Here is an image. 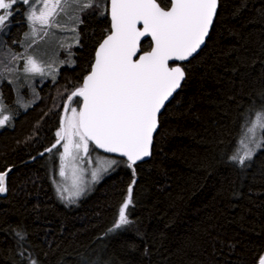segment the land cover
<instances>
[{"label": "trees", "instance_id": "1", "mask_svg": "<svg viewBox=\"0 0 264 264\" xmlns=\"http://www.w3.org/2000/svg\"><path fill=\"white\" fill-rule=\"evenodd\" d=\"M81 19L80 44L71 38L74 55L63 58L75 64L38 86L36 98L19 95L26 108L2 86L10 121L0 127V172L14 170L0 197V264H29V256L38 264H256L264 251V151L246 168L228 157L241 114L264 103V0H220L205 47L182 64L186 79L160 116L152 157L135 165V177L116 165L69 205L57 192L62 144L35 157L56 142L66 97L111 23L100 9ZM13 22L0 50L26 29L24 14ZM133 179L131 223L110 232Z\"/></svg>", "mask_w": 264, "mask_h": 264}, {"label": "snow or ice", "instance_id": "2", "mask_svg": "<svg viewBox=\"0 0 264 264\" xmlns=\"http://www.w3.org/2000/svg\"><path fill=\"white\" fill-rule=\"evenodd\" d=\"M219 0H0V33L7 29L13 17L23 9L29 31L25 40L33 47L37 39L55 35L51 29L74 33L75 45L80 44L78 28L83 23L81 14L89 9H100L101 15L110 16V27L106 36L98 43L92 62L88 65L82 83L66 97L65 113L56 131L58 145L59 176L65 183L59 184L60 199L75 203L91 183L97 182L102 173L114 165L125 163L136 174L135 165L151 155L153 134L159 125L161 110L185 79L182 62L188 61L205 43L217 13ZM104 7H101V5ZM71 10V14L69 12ZM66 18L65 21L60 19ZM39 25V28L37 27ZM150 38L148 47L141 41ZM73 45H68L71 48ZM61 47L63 44L61 43ZM69 56L74 53L69 52ZM25 61L22 72L51 76L53 82L59 74L53 67L33 55L14 54L12 60ZM75 61H59L60 65ZM181 62V63H177ZM7 72L16 68H6ZM0 70V82L5 79ZM19 79V77H17ZM9 83L13 81L9 80ZM264 95V93H262ZM79 98V99H75ZM22 98L18 96V102ZM7 106L0 96V127H4L10 116L4 114ZM102 149L116 154L123 160L96 158L97 167L85 179L88 169L84 164H93L91 153ZM264 151V103L252 105L241 114L239 131L234 150L228 159L241 168L246 162ZM40 155H43L41 153ZM71 169V186L66 170ZM11 169L0 172V194L7 192L6 178ZM133 179L127 195L119 208L118 220L110 232L131 223L126 210L133 204ZM64 193H68L67 196ZM18 243L26 242V233L16 231ZM24 257V252H20ZM29 264H38L36 259L26 257ZM256 264H264V251L256 257Z\"/></svg>", "mask_w": 264, "mask_h": 264}, {"label": "rangeland", "instance_id": "3", "mask_svg": "<svg viewBox=\"0 0 264 264\" xmlns=\"http://www.w3.org/2000/svg\"><path fill=\"white\" fill-rule=\"evenodd\" d=\"M71 14V10H69ZM24 14L23 9H21L20 12H17V14L13 17L14 18L21 14ZM60 19L62 21H65L66 18L64 16H61ZM24 24L26 25V29L22 32L19 38L16 37H11V40L6 44L4 50H0V70H4V75L5 79L0 82V96H4L3 91H2V86L7 83L9 84L13 89H14V96L18 97L20 96H25V94H28L30 98H36V94H38V86H41V84L44 83V81L48 80L51 78V76H40V75H33L31 73L29 74H24L22 72L23 65L25 61L23 59H20L18 61L12 60V56L14 54H24L28 53L34 56L35 59L38 61L42 62L43 65L47 69V64L50 62L55 61L53 63L54 68H58L60 70L61 66L59 61L63 60V58L68 54V51L72 49L68 47V45H72L73 42L70 40L73 36L74 33L71 32H61L58 29H51L50 31L55 33V35H49L47 37H44L43 39H37V42L33 45V47L28 48L27 44L30 43V41L25 40V33L29 31L28 24L25 20ZM11 27L5 29L3 33H0V46H1V41H2V36L5 35L7 36L10 33V30L12 29L14 22L12 21ZM39 28V25H37ZM17 33L14 34L16 36ZM75 42V41H74ZM61 43L63 44V47H61ZM66 65V64H65ZM6 68H16V71H13L11 73L7 72ZM19 77V79H17ZM9 80L13 81V83H9ZM36 86V87H35ZM19 96V97H20ZM24 102V103H21ZM18 105L20 108H26L28 106V101L25 99H21L20 102H18ZM5 114V113H4ZM70 114V113H68ZM63 144V143H62ZM63 151V148L61 147L60 150L57 151L56 155H54V158L57 159L58 162V172H57V185L61 183H65V181L59 176V166H60V157L59 153ZM92 159H93V164L88 165L87 163L84 164V167L88 169V172L85 173V179L90 180V172L93 168L97 167L96 164V158H106V159H116V160H121L120 158L117 157H112L108 156L105 154H102L96 150H93L91 153ZM53 158V157H52ZM53 158V159H54ZM116 165L113 166L112 169H110L107 173H102L100 179L97 182H93L89 185L88 190L79 198H76L75 203H68L69 205L76 204L81 198L86 196L99 182H101L115 167ZM68 172L69 179L66 182L67 185L70 187L71 186V169L69 168L66 170ZM65 196L68 195V193H64Z\"/></svg>", "mask_w": 264, "mask_h": 264}, {"label": "water", "instance_id": "4", "mask_svg": "<svg viewBox=\"0 0 264 264\" xmlns=\"http://www.w3.org/2000/svg\"><path fill=\"white\" fill-rule=\"evenodd\" d=\"M219 2H220V0H219ZM219 2H218L217 13H218V9H219ZM217 13H216V16L214 17L213 24H212V26H211V28H210L209 35L206 37L205 43L201 46V48L198 50V52L194 54L193 57H191L188 61H184V62H182V64H185V63L191 61V60H192L193 58H195V57H196V56L202 51V49L205 47V45H206V43H207V41H208V39H209V36H210V34H211V31H212V29H213V26H214V23H215V20H216V17H217ZM146 39H150V38H147V37L144 38V39L141 41V43H142L144 40H146ZM177 63H181V62H177ZM185 79H186V72H185ZM185 79L181 82V87H182L183 82L185 81ZM181 87L178 88V89L176 90V92L173 94V96L169 98V101L166 102L165 107L161 110L160 116H161V114L164 112L166 106H167V105H168V104L174 99V97L176 96V94L181 90ZM66 103H67V101H66ZM66 103H65V104H66ZM65 115H68V113H65V111H63V115H62V116H65ZM160 116H159V125H158V128H157L156 132L153 134V143H152V147H151V155H150L149 157H146L143 161H139L138 163H142V162L148 161V160L152 157L154 138H155V135H156V133L158 132V130H159V128H160ZM62 143H63V141H61V144H62ZM58 146H60V145H58ZM58 146H57V147H58ZM49 148H50V147H49ZM53 150H54V149H53ZM96 150H97L98 152H100V153H102V154H105V155H108V156H112V157H117V158L124 159V158H122V157H119V156L116 155V154L106 153V152H104L102 149H96ZM41 153H43V155H47V154H49V153H51V152H47V151L44 150V151L41 152ZM41 153H40V154H41ZM40 154H39L38 156H36L35 158H37V157H42V156H43V155H40ZM138 163H137V164H138ZM10 169H11V171L9 172V174H10L11 172H13V170H14V169H12V168H10ZM9 174H8V175H9ZM6 186H7V178H6ZM6 193H7V192H6ZM6 193L0 194V197L5 196Z\"/></svg>", "mask_w": 264, "mask_h": 264}]
</instances>
